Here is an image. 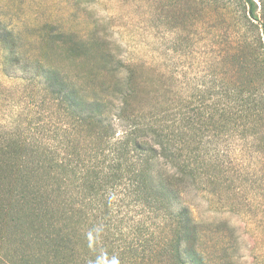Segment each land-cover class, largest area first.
Masks as SVG:
<instances>
[{
    "label": "trees",
    "instance_id": "obj_1",
    "mask_svg": "<svg viewBox=\"0 0 264 264\" xmlns=\"http://www.w3.org/2000/svg\"><path fill=\"white\" fill-rule=\"evenodd\" d=\"M228 1L227 74L191 92L95 30L56 36L98 70L52 69V127L0 135V264H207L182 187L216 181L210 151L225 138L264 140V25L256 1Z\"/></svg>",
    "mask_w": 264,
    "mask_h": 264
},
{
    "label": "rangeland",
    "instance_id": "obj_2",
    "mask_svg": "<svg viewBox=\"0 0 264 264\" xmlns=\"http://www.w3.org/2000/svg\"><path fill=\"white\" fill-rule=\"evenodd\" d=\"M254 1L264 25V0ZM235 9L228 0H0V135L52 127L54 106L44 92L52 69L98 70L94 59L83 66L59 45L58 34L88 42L95 30L125 61L175 74L178 90L191 92L227 74L216 56L236 35ZM210 156L222 166L212 171L216 181L182 187L199 249L207 264H264V140L228 137Z\"/></svg>",
    "mask_w": 264,
    "mask_h": 264
}]
</instances>
